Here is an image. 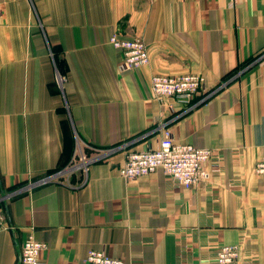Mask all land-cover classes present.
I'll list each match as a JSON object with an SVG mask.
<instances>
[{"label":"crops","instance_id":"crops-1","mask_svg":"<svg viewBox=\"0 0 264 264\" xmlns=\"http://www.w3.org/2000/svg\"><path fill=\"white\" fill-rule=\"evenodd\" d=\"M142 39L146 66L123 71L110 37ZM195 73L212 95L161 104L151 77ZM172 106V107H171ZM212 148L207 182L185 188L162 168L127 180L131 150ZM78 142L125 145L82 186L35 184ZM264 0H0V264H18L33 233L45 264H208L222 245L264 264Z\"/></svg>","mask_w":264,"mask_h":264},{"label":"built area","instance_id":"built-area-1","mask_svg":"<svg viewBox=\"0 0 264 264\" xmlns=\"http://www.w3.org/2000/svg\"><path fill=\"white\" fill-rule=\"evenodd\" d=\"M235 4L238 0H230ZM111 44L122 54L121 69L128 71L150 62L147 44L140 38H122L114 33L110 37ZM151 90L155 99L161 104L168 100L177 101L191 109L197 105V97L202 94V100L210 97L212 91L205 88L203 76L195 73L169 75L153 74ZM172 107V106H171ZM125 145L111 147H93L87 143L78 142L73 156L68 164L58 168L35 184L59 182L68 186H82L89 181L92 165L107 161L113 154L121 151ZM215 155L212 148H200L191 143L178 142L169 128L164 129L163 138L156 146L126 153L124 162L119 166V175L127 180H134L149 175L162 168L165 174L178 185L192 188L207 182L213 172L220 170L218 162L209 165ZM255 171L264 175V155L258 160ZM5 228L0 220V231ZM48 248L47 243L39 241L33 233L26 238L22 247L18 264H45L41 253ZM91 264H125L122 258L109 254L104 249L91 248L84 259ZM208 264H253V261L243 260L238 244L222 245L213 260Z\"/></svg>","mask_w":264,"mask_h":264}]
</instances>
